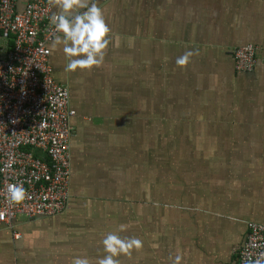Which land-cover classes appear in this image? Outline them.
I'll return each instance as SVG.
<instances>
[{"label": "crops", "instance_id": "obj_1", "mask_svg": "<svg viewBox=\"0 0 264 264\" xmlns=\"http://www.w3.org/2000/svg\"><path fill=\"white\" fill-rule=\"evenodd\" d=\"M94 2L100 67L67 72L48 43L76 113L67 208L0 223V264H97L109 233L143 241L120 264H239L248 223H264V0ZM249 44L256 65L238 71Z\"/></svg>", "mask_w": 264, "mask_h": 264}, {"label": "built area", "instance_id": "obj_2", "mask_svg": "<svg viewBox=\"0 0 264 264\" xmlns=\"http://www.w3.org/2000/svg\"><path fill=\"white\" fill-rule=\"evenodd\" d=\"M106 1V0H102ZM53 6L33 0L22 12L16 0H0V223L18 216L51 217L67 208L71 183L69 89L53 76L48 43L60 35L51 23ZM257 48L234 50L236 69L251 72ZM27 197L12 202L9 186ZM264 252V223H248L239 264Z\"/></svg>", "mask_w": 264, "mask_h": 264}, {"label": "clouds", "instance_id": "obj_3", "mask_svg": "<svg viewBox=\"0 0 264 264\" xmlns=\"http://www.w3.org/2000/svg\"><path fill=\"white\" fill-rule=\"evenodd\" d=\"M48 3L58 9V13L51 17V23L61 35L55 37L51 47L56 49L62 46L68 59L65 71H91L100 67L110 43V29L98 4L94 0H48ZM193 55L192 51L185 52L177 58L176 64L186 66ZM9 195L15 203H20L27 197L26 191L19 185H10ZM120 230H124L123 225ZM102 243L106 255L97 264H120V256L131 258L133 251L143 248V241L139 238H122L115 233L107 234ZM181 261L182 257L176 255L172 264H181ZM72 264L91 262L87 258L76 257ZM246 264H264V252H259L254 260L249 256Z\"/></svg>", "mask_w": 264, "mask_h": 264}, {"label": "flooded vegetation", "instance_id": "obj_4", "mask_svg": "<svg viewBox=\"0 0 264 264\" xmlns=\"http://www.w3.org/2000/svg\"><path fill=\"white\" fill-rule=\"evenodd\" d=\"M68 88V87H67ZM69 93H70V91H69ZM72 139V138H71ZM71 158H72V154H71ZM72 176V175H71Z\"/></svg>", "mask_w": 264, "mask_h": 264}]
</instances>
